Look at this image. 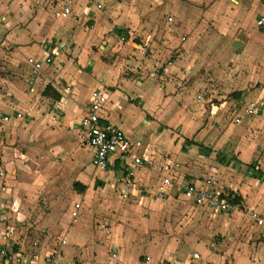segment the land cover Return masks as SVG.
Instances as JSON below:
<instances>
[{
  "label": "rangeland",
  "instance_id": "rangeland-1",
  "mask_svg": "<svg viewBox=\"0 0 264 264\" xmlns=\"http://www.w3.org/2000/svg\"><path fill=\"white\" fill-rule=\"evenodd\" d=\"M216 1L220 0H98L97 10L87 16L94 14L92 20L85 22L82 18L86 17L82 16L71 24H76V29L82 25L83 37L94 38L87 53L81 51L80 62L73 54L78 45L74 42L75 28L68 27L71 25L61 31L57 46L63 42L70 45V53L60 46L59 53L67 61L63 68L73 67L75 76L82 73L77 77L79 81L75 79L78 84L74 88L77 94H85L77 99L80 106L85 105L93 81L102 85L107 82V89H117L126 82L135 84L146 75L142 82L150 81L163 90L162 97L172 101V107H160L157 93L144 86L148 112L155 115V120L173 126V136L164 133L162 137L166 138L159 143L172 150L175 139L177 145L183 141L198 142L199 151L193 145L188 156L204 152L203 176L212 168L216 170L221 185L240 199L241 210L214 214L177 196L176 187L169 197L159 201L142 190L143 203L138 197L119 201L116 188L79 193V187L73 186L76 177L85 175L84 180L90 185L95 178V169L88 161L81 164L74 156L85 148L78 142L79 134L71 127L64 128L39 116L17 123L1 120L0 169L4 175L0 177V193L8 188L7 202L12 205L0 213V249L5 247L4 237L9 241L7 245L15 243L17 250L23 249V255L45 258L50 248L58 245V239L66 237L69 228L79 223L92 236L79 245L100 246L108 237L114 239H110L111 245L101 246L104 256L96 248L97 256L95 251H89V262L74 256L71 264H105L108 252L116 247L123 264H264V228L249 218L251 210L264 213V181L250 175L237 152L242 143L246 149V144L252 146L256 160L251 161L262 164L264 171V127H260V121L256 127H245L244 121L233 123L239 99L255 97L264 88V67L248 70L241 58L234 56L245 52L252 41L264 42V22L257 24L264 12L253 14L251 23L247 19L242 23L243 16L240 17L237 28L232 29L229 14H202ZM171 2L179 13L170 12ZM260 2L264 5V0ZM50 11L46 10L51 15ZM60 23L56 21L57 25ZM122 29L127 32L123 40L119 32ZM233 41L242 44L239 52L232 46ZM262 46L261 42L250 45L249 64L264 62L258 53ZM82 55L89 57L82 60ZM91 55L97 60L95 64ZM5 62L0 61L2 97L6 91L1 79L10 74ZM134 69H139V73ZM186 69L189 72L183 77L181 72ZM129 107L130 115L139 111L135 103ZM3 113L8 112L0 106L1 119ZM130 119V125L137 130L145 127L146 134L153 133L154 123L145 125L136 115ZM53 227L56 233L52 232ZM96 231L105 236L93 237ZM68 237L71 242L63 248L67 254L76 240L73 235L67 234ZM124 237L130 242H116ZM80 252L83 258L87 256ZM195 252L199 253L197 260L192 256Z\"/></svg>",
  "mask_w": 264,
  "mask_h": 264
},
{
  "label": "crops",
  "instance_id": "crops-1",
  "mask_svg": "<svg viewBox=\"0 0 264 264\" xmlns=\"http://www.w3.org/2000/svg\"><path fill=\"white\" fill-rule=\"evenodd\" d=\"M96 1L98 4V0ZM229 1L230 3L228 2V0L216 1L215 3L211 4L207 10L203 11L202 14H204L205 16L206 14L208 15L211 12H215L214 14L217 15H221L223 13L229 14V17H231L230 22L232 23L229 24V27L232 29H236L239 24L240 17L243 16L242 23H244L246 19L249 20V23H251L253 14H256L257 12H264V5L263 2H260V0H252L251 3L246 2L247 4L240 0L238 2L236 0H232V1L229 0ZM172 3L173 2H171L170 5L168 6L170 12L179 13L180 11L177 8H175L174 5H172ZM46 4H48V1H44V0H0V24H1L0 25V61L1 59L6 60L5 62L6 67L7 69L10 70V74L8 75L9 77L5 79H1V81L5 83V85L3 86L4 87L3 90H5L6 93L4 97L0 96V104H1L0 106L3 112L5 111L8 112V113H3L5 115L16 114L17 112H20L22 115L20 118L12 117L8 121H3L0 118V122L2 120L4 123H10V122L17 123V121H22L24 119L29 121V119L33 118L34 116H39V118L42 117L41 118L42 120L52 119L53 122L60 124L64 128H66V126L71 127L73 129V132L75 131V134L80 135L78 129V121L83 114L84 108L86 107L87 103L90 101L91 92L96 87H100L107 94V101L104 105L103 110L100 113L102 118L101 121L105 124H111L117 126L125 133V135L130 140H140L143 144L142 152L144 151V153H146V155L151 159L153 165L149 168H146L140 172L135 173L134 189L127 199H123L120 196L121 186L117 181L118 174L112 169H102V168L93 167L91 164L92 151L89 147H86L81 143L79 136L78 142L85 148L84 150L82 149V153H80L79 155L76 154L74 156L78 158V162L81 164L83 160L88 161V165L92 169H95L94 170L95 178L93 179V183L90 185L84 180L85 175L76 177L73 186L79 187V190H77V192L79 193L84 192L87 195L89 194V191H93L96 188L98 189L107 188L108 190H113L114 188H116L119 201H127L138 197L137 199L143 203L145 202V198L140 196V192L142 190L145 191L147 190V196H151V198H153L152 200L159 201L166 196L169 197L170 193L174 190V187H176L177 190L179 191L180 187H182V185L185 184L186 182L196 181L201 176H203L202 174L203 171L201 166L204 165V161H205V158L202 154L204 152L203 151H201L202 153L200 152L202 155L201 154H199L198 156L192 155L193 158L191 156H188L189 152L191 151V147L193 145L196 146L195 150H198V146H197L198 142L194 140V144H187L186 141H183L177 145L178 139H175L172 140L173 142L172 150L166 149L159 143L160 141H162V138L164 139L166 138V137H162L164 133L173 136L171 130V127L173 126H168L162 123L160 120H155L154 118L155 115L148 112V108H147L148 105L146 106L144 104L146 99L145 95L148 93L146 92L145 87L149 88L150 91L152 88L157 93L158 99H160L162 102L160 107L162 108H166L168 106L172 107L170 104L173 102L169 101L168 98L162 97L161 93L164 91L160 90L158 87H155L150 81L145 83L142 82L141 80L144 77H146V75H143L142 77L140 76V79L136 81L135 84L130 85L129 83L126 82L123 83L122 86H119V88L117 89H113L111 87H108L107 89L106 87L108 86L107 82H103L102 85L97 81L94 83V81L91 79L93 81V85L88 93L87 101L85 105L80 106L77 104V99L80 96H85V94L82 93L77 94L76 90L74 89L75 87H77L78 84V83L76 84L75 79L78 76H80V74L82 73L75 76V72L71 71L73 67L70 68L67 67L66 69L63 68V64L64 63L66 64L67 61H65L64 55L63 54L61 55L59 53V50L61 49L60 46H62V48H64V50L67 53H70L71 52L70 45L65 46L63 42L57 46L61 38L60 33L62 30L65 29L64 28L65 25L67 26L71 25L73 24L72 22L75 21L65 18H59V19L54 18L52 15V11L55 2L49 3L50 6L47 8L48 10L51 9L50 11L51 15L48 12H46L47 10ZM83 10H84L83 7L80 8L79 20L81 19L82 16H85L86 18H82V19H85V22H87L89 20H92L94 14L90 18L89 17L87 18V16L90 15V12L91 13L95 12L97 8L96 6H93L87 13H83ZM169 20L171 21L172 19L169 18ZM56 21H60L61 22L60 25H57ZM258 22L259 20L257 21V24ZM68 27L71 28L72 30V28L76 27V24H74V26L71 25ZM83 30L84 29L81 25L77 29L75 28V33H74V42L76 45H78V47L73 54H76L78 60L81 51L82 54L84 52L87 53L86 51L87 47L90 46L91 41L94 39V38L87 39L88 37H83L85 34ZM122 31L126 32L123 29ZM120 34L122 35L121 37L122 40L125 37H127V32L125 34L122 33ZM85 38L87 40H85ZM233 42H237V41H233ZM256 42L258 43L261 42V44H263L262 49L259 50L258 53L260 54V56H262L264 60V42L259 40L252 41L248 45H246L247 46L246 50L242 54L238 53L237 55H234L235 58H241L243 67H245L248 70H252L255 67H259V68L264 67L263 66L264 62L258 63L257 61H255L254 64H249L247 60L250 45L252 46L253 43ZM240 45L242 47L241 43ZM235 48L238 49L237 52H239L240 48L237 47ZM50 50H52V53H50ZM28 56H33L35 59H37L42 63L41 71L39 73H35L34 76L35 79L33 85H30L27 82V80L32 76L31 69L26 64L25 61L26 57ZM81 57L82 60H85L88 59L89 56L84 55L83 57L82 55ZM90 58L93 59L94 61V63L92 64H95L97 61L95 60V56L91 55ZM137 65L140 67L139 63H137ZM134 70L135 72H138L139 69H134ZM188 72L189 70L186 69L182 71L181 74L184 77L185 75L188 74ZM61 82L63 84H60ZM66 86H70V91L65 90ZM259 91H260L259 95H256L255 97H250L247 95L248 97L247 96L243 98L241 97L239 101L243 99L245 100L251 99V100L260 101L261 103L264 104V88L262 87V89ZM132 103L136 104L137 106L136 110L139 111L137 112L135 111L136 114L131 112L132 113L131 115L132 116L136 115L137 117H141L142 122L145 125L148 123L149 124L154 123L152 130L153 133L146 134L145 127L141 128V130H137L134 125H130L132 121L130 119L131 115L129 112L130 110L129 106H131ZM173 108L175 109V107ZM20 110L23 112H21ZM243 121L246 125V126L244 125L245 127L249 125L251 127L259 126L258 120L256 122H252L251 119L247 121L245 120ZM260 127H263V125L260 124ZM139 135L140 137H138ZM184 143H186L187 145H185ZM240 145L237 152L239 153V158L241 159L242 163L248 165L252 162L251 158L252 160H256V157L254 155L255 149L252 146H248L246 144L247 147L246 149L244 143ZM193 152L194 150L192 151V153ZM83 153H84V157H83ZM86 153H88L87 156L85 155ZM82 157L83 159H81ZM218 157L217 159L219 160ZM167 159L173 161L174 163H178L179 166L177 168L167 167L166 166L168 162ZM256 167L260 171L264 172L262 170L263 168L262 164L260 166L256 164ZM211 171L215 173L217 172L216 170H213V168ZM4 190L6 191L3 192V194L0 193V195L7 196L6 193L9 194V189L5 188ZM159 191H162L163 196L161 197L157 196V192ZM177 196H179L178 193ZM8 197L9 196L6 197L5 207L11 209L12 204L11 205L9 204L10 203L9 200L7 202ZM145 205H149V204L146 203ZM213 213L216 214V212ZM72 219H76V218H72ZM77 224L78 225L71 226L67 233L69 234V236L73 235L76 237V240H74L75 244L71 245V252L68 254L63 249L64 246L68 245L71 242L69 237L67 238V234L65 235L66 237H63L60 240L58 239V245H54V247H51L48 252V255H45L46 256L45 258L41 256L38 257L32 255H23V249L17 250L15 243H11V245L7 247H12L13 252H16V254H21L23 256V264H42V262L49 260L55 254L58 255V260L61 264H71V260L74 256H78V259L80 258V260H86L89 258L88 253L90 250L91 251L93 250L92 252L95 251L97 256L98 249H100L103 254L101 246L105 247L107 244L110 245L112 244L110 243V239H112L113 236L108 237V239L105 241V245L89 246V247H84L82 244L79 245V243L82 240H84V238L88 240V238H92V236L89 232L86 231L84 232V229L79 223ZM17 225L18 224H16V226ZM258 227L264 228V226H259V225ZM54 230H56L55 227H53L52 232L56 233V231ZM10 232H12L11 228H10ZM94 236L95 238L99 237L101 239L105 236V233L96 231V233L93 234V237ZM116 242L120 245L121 244L124 245L125 243L127 242L129 243L130 241L129 239H127V237H124L119 239L117 238ZM80 251H82V253L86 254L87 256L83 258L82 255H80L81 254ZM112 252L117 254L121 264H123L120 252L117 249V247L110 249V251L107 254V257L106 258L104 257L105 264H112L110 260V253ZM86 262L89 261L86 260ZM0 264H2L1 257H0Z\"/></svg>",
  "mask_w": 264,
  "mask_h": 264
},
{
  "label": "built area",
  "instance_id": "built-area-1",
  "mask_svg": "<svg viewBox=\"0 0 264 264\" xmlns=\"http://www.w3.org/2000/svg\"><path fill=\"white\" fill-rule=\"evenodd\" d=\"M55 2L52 15L54 18L71 19L78 21L80 18V8H84L83 13H87L91 7L97 5L96 0H46ZM264 18L260 17L258 24H262ZM1 25V24H0ZM52 53V50H50ZM30 67L32 76L27 80L30 85L34 84L35 73L42 69V63L33 56L25 59ZM70 91V86L65 87ZM201 98V97H198ZM107 101V94L96 87L91 92L90 101L83 110V114L78 121L80 141L92 151L91 164L93 167L102 169H112L117 174V181L121 186L120 196L127 199L134 189V176L153 165L151 159L144 153L143 144L140 140H130L125 133L115 125L105 124L101 120V111ZM238 112L233 117V123L239 125L244 119L258 120L264 127V104L257 100L243 99L238 102ZM20 112L16 114L3 115L2 120L8 121L12 117L20 118ZM167 167L177 168L178 163L167 159ZM4 175L0 169V177ZM179 197L189 201L191 204L203 208L211 209L216 213L232 214L241 210L240 202H236L237 195L231 189L221 185L215 172L210 171L201 179L186 182L178 191ZM161 197L162 191L157 192ZM6 204V197L0 196V213ZM75 214V211L74 213ZM249 218L256 226H264V214L255 210L249 211ZM4 246L0 249L2 264H23V256L13 252L12 247H7L8 241L4 237ZM193 258L198 259L199 254L193 253ZM112 264H121L117 254L110 253ZM42 264H61L58 255H53Z\"/></svg>",
  "mask_w": 264,
  "mask_h": 264
},
{
  "label": "trees",
  "instance_id": "trees-1",
  "mask_svg": "<svg viewBox=\"0 0 264 264\" xmlns=\"http://www.w3.org/2000/svg\"><path fill=\"white\" fill-rule=\"evenodd\" d=\"M122 34H125L126 32L123 31H119ZM187 144L189 143L188 141H186ZM190 144V143H189ZM226 157V156H225ZM220 159V156L218 157ZM248 168V172L250 173V175L258 180L264 181V172L260 171L257 167L255 163H250L249 165H247ZM236 202H240V199L237 197Z\"/></svg>",
  "mask_w": 264,
  "mask_h": 264
},
{
  "label": "water",
  "instance_id": "water-1",
  "mask_svg": "<svg viewBox=\"0 0 264 264\" xmlns=\"http://www.w3.org/2000/svg\"><path fill=\"white\" fill-rule=\"evenodd\" d=\"M232 45H233L234 47H237V48H240V47H241L240 43H237V42H233Z\"/></svg>",
  "mask_w": 264,
  "mask_h": 264
}]
</instances>
